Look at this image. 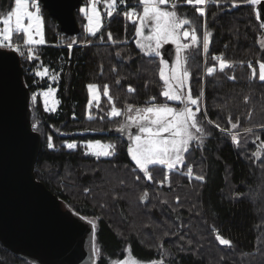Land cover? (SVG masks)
Masks as SVG:
<instances>
[{
	"label": "trees",
	"instance_id": "obj_1",
	"mask_svg": "<svg viewBox=\"0 0 264 264\" xmlns=\"http://www.w3.org/2000/svg\"><path fill=\"white\" fill-rule=\"evenodd\" d=\"M177 1L181 4L174 8L190 21L186 27L194 28L200 41L191 45L188 65L192 95L203 102V143L194 141L184 165L169 176L166 166L149 165L148 180L128 151L126 135L110 133L126 123L125 116L110 115L113 106L124 114L129 105H178L162 96L158 57L136 42L137 19L124 15L132 9L139 14L140 0H117L116 12L104 15L95 35L83 29L79 8L78 31L70 35L39 0L46 42L26 45L21 55L33 128L42 136L36 176L73 213L96 221L92 264H114L128 253L162 264H264V81L259 79L264 22L257 5L247 0H207L204 15L187 0ZM14 3L0 0V19ZM205 31L210 34L206 51ZM12 38L23 41V33L14 31ZM216 55L230 66L221 70ZM45 67L48 75L37 76ZM90 82L103 94L88 114ZM51 86L59 99L53 111L45 108L39 92ZM96 139L115 145L113 154L98 158L90 153L85 145ZM67 143L77 147L68 149ZM201 175L203 181L195 179ZM220 236L231 244H219ZM0 264L47 263L15 253L0 241Z\"/></svg>",
	"mask_w": 264,
	"mask_h": 264
},
{
	"label": "water",
	"instance_id": "obj_2",
	"mask_svg": "<svg viewBox=\"0 0 264 264\" xmlns=\"http://www.w3.org/2000/svg\"><path fill=\"white\" fill-rule=\"evenodd\" d=\"M63 32L78 31L76 10L82 0H40ZM264 22V0L257 4ZM170 65L176 47L165 42ZM31 92L24 80L21 54L0 47V241L10 250L47 264H92L93 230L36 176L42 136L31 120ZM115 128L110 131H118ZM132 131H138L132 127Z\"/></svg>",
	"mask_w": 264,
	"mask_h": 264
},
{
	"label": "snow or ice",
	"instance_id": "obj_3",
	"mask_svg": "<svg viewBox=\"0 0 264 264\" xmlns=\"http://www.w3.org/2000/svg\"><path fill=\"white\" fill-rule=\"evenodd\" d=\"M34 3L35 0H32ZM204 5L207 0H187L189 5L193 4ZM249 5L255 6L261 3V0H247ZM98 0H91V12L87 9H81L84 15L88 19V32L90 35H95L102 27V17L100 11L97 9ZM168 0H142L143 15L138 16L139 26L136 28L138 36H144L145 27H150V34L145 38L147 42L138 41L139 47L147 51L151 55H157L161 58V67L159 75L163 79L165 84V90L162 92V96L169 101L180 102L183 107L177 109L170 107L168 104H155L152 103L149 107L135 109L136 115H128L126 117L125 125L121 126L118 131H125L128 124L135 125L138 128V134L134 136L130 134V139L133 141L132 146L129 148L132 159L135 164L139 166V169L147 174V179L151 180L152 176L148 171L149 165H164L169 171L183 166L185 163V153L189 152L190 145L195 141L197 144H202L204 140V129L199 126L197 120V114L201 112L199 97L193 98L191 90L185 93L183 89L186 86V82L190 78V73L185 68L186 60L181 55V52L190 47L187 43H181L184 38H191L193 44L199 43V37L196 35V31L193 28L191 32L184 30L181 33V29L184 25L189 24L190 21L186 19H180L175 11H168L162 8L161 5H166ZM117 0H109L107 7L108 16H112V12L115 11ZM175 5H173V8ZM197 11L201 14H205V9L199 7ZM39 8L35 9V12L30 10V0H15V8L12 12L7 14V17L0 20V23L4 25L0 29V47L13 48L12 34L16 33L26 34V43L29 45H42L44 44L42 29V17L38 15ZM125 17L137 16L135 9L131 12H125ZM13 17L14 25L13 28ZM30 21L25 25L24 20ZM147 22H151L150 24ZM136 23V20H133ZM34 32L41 34L40 39H34ZM209 33L205 31L203 37V48L206 51L209 47ZM111 38V33H109ZM171 41L177 46L175 66L168 70L166 74L168 62L163 59V55L160 52L162 45L165 42ZM75 43V41L73 42ZM154 45V47H153ZM69 48L72 44L68 45ZM15 51L20 52L19 47L14 48ZM29 53H32L31 48L28 49ZM24 53L21 52V55ZM34 56V54H33ZM30 56V58H33ZM220 62V69L224 70L230 66V63L222 58L217 57ZM259 79L264 81V63H260ZM209 73L213 72L212 68L208 69ZM49 72L48 68H44L42 72H37V76H47ZM252 74L255 76V69H252ZM52 80H56V76L51 77ZM88 88L92 94V100L89 101V107H91L92 101H99L100 97L97 95L98 86L89 84ZM131 90V89H130ZM54 88H49L42 93L44 98V106L47 110L53 111L58 104L55 99ZM35 99V97H33ZM111 100L112 97L108 96ZM155 98H153V101ZM195 108V110H193ZM128 113L133 111V107L129 105L126 109ZM110 115L112 117H119L121 110L112 107ZM219 128V125H216ZM237 125L233 124L232 128H236ZM250 132L251 129H248ZM166 134V135H165ZM232 140H236V136H232ZM49 147H53L51 143V137H49ZM68 149H75L77 145L75 143H67ZM86 148L91 150V153L98 158L100 156L108 157L113 154L115 145L102 144L100 141H89L85 145ZM111 149L112 151H109ZM192 169L189 167L188 175L191 178ZM139 179V177H137ZM196 180L203 181L204 177L196 176ZM163 183V182H161ZM147 193L145 192L141 199H147ZM178 199V198H177ZM94 227V225H93ZM219 244L229 246L231 241L223 236L218 237ZM119 264H137L135 260L129 261L128 259L122 260ZM148 264H162V261H152Z\"/></svg>",
	"mask_w": 264,
	"mask_h": 264
},
{
	"label": "rangeland",
	"instance_id": "obj_4",
	"mask_svg": "<svg viewBox=\"0 0 264 264\" xmlns=\"http://www.w3.org/2000/svg\"><path fill=\"white\" fill-rule=\"evenodd\" d=\"M108 2H109V0H98V3H97V9L100 11V13H101V17H102V26H103V24H104V15L108 16V11H110V9H108V7H107ZM140 2H141V4H140V5H141V11H140V13L138 14V13L135 11L136 14H137V16H133V17H131V18H136V19H137V27L139 26V20H138L137 17L143 15V7H144V5L142 4V0H140ZM179 4H181V3H179L177 0H168V3H167L166 5H161V7H162V8H165V9L168 10V11H175V12L177 13V16H178L180 19H184V18H182V17L179 15V13L177 12V10H176L175 8H173V5L178 6ZM193 4L196 5V6H198V8H199V7H203V8H205L207 2H206L204 5H197V4H195V2H194ZM37 7L39 8V13H38V15H40V16L42 17V29H41V32H42V35H43V39H44V41L46 42L45 18H44V15H43V14L41 13V11H40L39 0H35L34 3L32 2V0H30V10L33 11V12H35V9H36ZM14 8H15V3H14V5H13V7H12L11 12L14 10ZM116 8H117V4H116ZM116 8H115V11L112 12V15L116 12ZM81 9H87V10L89 11V13H90V12H91V0H85V1L80 5L79 10H80V12H81L82 14H84V13L81 11ZM129 12H131V10H130ZM84 16H85V15H84ZM6 17H7V15L1 17L0 20L4 19V18H6ZM14 20H15V18L13 17V28L15 27V25H14ZM24 23H25V25H27L28 23H30V21H28L27 19H25V20H24ZM147 23L150 24L151 22H147ZM3 27H4V25H3L2 23H0V29H2ZM101 28H102V27H101ZM101 28H100V30H101ZM83 29H84L87 33H89V32H88V19H87L86 16H85V23H84ZM100 30H99V31H100ZM184 30H188L189 32L192 31V29L186 27V25H184L183 28L180 30L181 33H182ZM150 31H151L150 27H145V29H144V36H143V37H140V36L137 35V38H136V42H137V44H138V41H140V42H147V41L145 40V38L150 34ZM13 32H14V31H13ZM22 33H23V32H22ZM40 38H41V34H40L39 32H34V39H40ZM26 39H27L26 34L23 33V41L13 40V38H12V41H13V42H16V43H15L16 47H20L21 52H23V51H22V48L25 50V47H26L25 45H29V44L26 43ZM45 42H44V43H45ZM169 42H171V41H169ZM171 43H172V42H171ZM181 43H187V44L190 45V47H191V45L193 44L192 41H191V38H190V37H189V38H184V39H182V40H181ZM173 44H174L175 47H176V53H177V46H176L175 43H173ZM138 46H139V44H138ZM162 46H163V45H162ZM153 47H154V45H153ZM190 47H189L188 49L183 50V51L181 52V55H182V56L185 58V60H186L185 68L187 69V71H188L189 73H190V70H189V65H188V55H189ZM140 49H141V48H140ZM141 50H142L143 52H145L146 54H149L147 51H145V50H143V49H141ZM160 52H161V49H160ZM161 53H162V52H161ZM156 56H157V55H156ZM157 57H158V61H159V71H160V69H161V67H163V65L161 64V58H160V56H157ZM216 57H218V55H216ZM163 59L166 60V61L168 62L167 68L165 69L166 74H167V73H168V70L172 69V68L175 66L176 56H175V59H174V62H173L172 65H170L169 61H168L167 59H165L164 57H163ZM219 67H220V62H219ZM211 68L214 69V67H211ZM190 74H191V73H190ZM190 79H191V75H190V78L188 79V81L186 82V86H185V88L183 89V91H184L185 93H187L188 90H189V88H190ZM89 84H94V85H97V86H98V89H97V95L100 97L99 101H92L91 107H89V101L92 100V94H91V92H90V90H89V88H88V85H89ZM88 85H87V89H88V102H87V106H86V111H87V113L89 114L90 111H91V109H92L93 107L97 106L98 103L100 102L103 92H102L100 86H99L97 83H95V82H90V83H88ZM165 87H166V86H165ZM49 88H54V89H56V88L53 87V86H51V87H49ZM49 88H48V89H49ZM46 90H47V89H41V90H39V92H40L41 95H42V93H43L44 91H46ZM164 90H165V88H164ZM164 90H163V91H164ZM190 90H191V89H190ZM105 93L108 94V91L105 90ZM191 95H192V92H191ZM192 96H193V95H192ZM42 98H43V95H42ZM193 98H197V97H194V96H193ZM55 99L58 101V104L56 105V108H57L58 105H59V99H58V97H57V95H56V91H55ZM43 100H44V98H43ZM175 102H177V101H175ZM177 103H178V105H174V104H168V105H169L170 107H174V108H177V109L183 107V105H182L180 102H177ZM165 104H166V103H165ZM199 104H200V108H201L203 102H201V99H200V98H199ZM144 107H149V106H144ZM144 107H140V108H144ZM56 108H55V109H56ZM136 109H137V108H136ZM120 110H121V115H120L121 117H122V115L125 116V117H127L128 115H132V116H135V115H136L135 109H133V111H132L131 113H128L127 111H125L124 114H123V110H122V109H120ZM193 110H195V108H193ZM110 112H111V111H110ZM202 119H203V118H202V116H201V113H198V114H197V120L199 121V126L203 128ZM125 120H126V119H125ZM127 127H128V132H127V134H126V137H127V139L129 140V142H130V145H129V148H130V147L132 146V143H133V141L130 139V134L134 136L135 134H138V131H136V132H133V131H132V127H136L135 125L128 124ZM231 132H232V131H231ZM165 135H166V134H165ZM91 141H92V142L100 141L102 144H110V143L105 142V141L100 140V139L91 140ZM87 149H88V148H87ZM88 151L91 153V150H90V149H88ZM109 151H111V149H109ZM130 154H131V153H130ZM169 173H170V171H169V170L167 169V167H166V176H169ZM191 175H193V173H191ZM194 176H195V174H194ZM89 222H90L91 225H92L93 233H95V232H96V221H94V220L92 221V220H91V221H89ZM93 225H94V227H93ZM94 244H95V243H94ZM94 250H95V247L93 248V251H94ZM125 259H128L129 261L135 260V261L137 262V264H148V262L158 261V260H152V261H140V260H139L138 258H136L134 255H132V253H128L127 256H126L125 258H123V259H121V260H117V261H115L114 264H119L120 261L125 260Z\"/></svg>",
	"mask_w": 264,
	"mask_h": 264
},
{
	"label": "built area",
	"instance_id": "obj_5",
	"mask_svg": "<svg viewBox=\"0 0 264 264\" xmlns=\"http://www.w3.org/2000/svg\"><path fill=\"white\" fill-rule=\"evenodd\" d=\"M15 43H16V42H13V41H12L13 48H15V47H16ZM25 46H26V45H25ZM19 48H20V47H19ZM23 50H24V49L22 48V51H23ZM19 53H21V50H20V52H19Z\"/></svg>",
	"mask_w": 264,
	"mask_h": 264
}]
</instances>
